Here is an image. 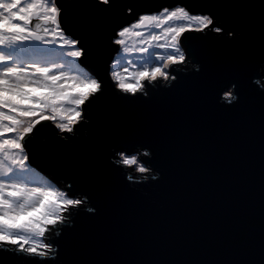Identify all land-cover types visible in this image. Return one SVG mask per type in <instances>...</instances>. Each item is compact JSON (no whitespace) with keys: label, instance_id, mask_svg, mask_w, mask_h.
<instances>
[{"label":"snow or ice","instance_id":"obj_1","mask_svg":"<svg viewBox=\"0 0 264 264\" xmlns=\"http://www.w3.org/2000/svg\"><path fill=\"white\" fill-rule=\"evenodd\" d=\"M226 28L238 38L225 42ZM209 29L217 36L191 35ZM188 61L200 65L191 86L215 107L231 114L258 101L264 114V0L156 10L140 0H0V264H80L73 246L104 215L111 173L151 177L149 188L168 182L160 140L118 134L111 118L189 87L177 71ZM44 129L51 142L37 144ZM40 158L70 183L38 185Z\"/></svg>","mask_w":264,"mask_h":264},{"label":"water","instance_id":"obj_2","mask_svg":"<svg viewBox=\"0 0 264 264\" xmlns=\"http://www.w3.org/2000/svg\"><path fill=\"white\" fill-rule=\"evenodd\" d=\"M140 2L156 10L198 0ZM251 23L249 39L258 51L259 15ZM204 34L217 36L191 33ZM223 36L227 42L239 33L226 28ZM198 69L191 61L180 69L189 87L156 108L111 118L118 134L160 140L169 180L149 188L151 177L111 173L104 215L73 246L71 258L80 264H264V114L258 101L231 114L215 107L204 89L191 86ZM51 139L48 129L35 137L40 145ZM34 162L61 188L70 183L54 160Z\"/></svg>","mask_w":264,"mask_h":264},{"label":"rangeland","instance_id":"obj_3","mask_svg":"<svg viewBox=\"0 0 264 264\" xmlns=\"http://www.w3.org/2000/svg\"><path fill=\"white\" fill-rule=\"evenodd\" d=\"M207 32H212L210 29L209 30H206V33ZM214 33V32H212ZM216 34V33H215ZM133 46H135L136 44H138L139 42L138 41H135L133 40L132 42H130ZM161 54H164V51L163 50H159ZM129 59H133L135 60L136 59V56L135 54H131L129 55ZM189 62V61H188ZM188 62L184 63L183 65H180L177 67V70L179 71L180 69H182ZM121 63H126L125 60L121 59ZM131 70V68L129 69ZM72 74H75V72L73 71ZM141 175V174H139ZM32 177L33 179H35V181L37 182L38 185H49L51 184L52 186H59V185H56L54 182H52L48 177H47V171L44 170L43 168H41L40 166H37L35 162H33V173H32ZM60 187V186H59ZM47 239H49V235L46 237Z\"/></svg>","mask_w":264,"mask_h":264},{"label":"bare ground","instance_id":"obj_4","mask_svg":"<svg viewBox=\"0 0 264 264\" xmlns=\"http://www.w3.org/2000/svg\"><path fill=\"white\" fill-rule=\"evenodd\" d=\"M138 44H136L135 46H137ZM36 161V160H35Z\"/></svg>","mask_w":264,"mask_h":264},{"label":"clouds","instance_id":"obj_5","mask_svg":"<svg viewBox=\"0 0 264 264\" xmlns=\"http://www.w3.org/2000/svg\"><path fill=\"white\" fill-rule=\"evenodd\" d=\"M48 177V176H47ZM49 178V177H48ZM57 185V184H56Z\"/></svg>","mask_w":264,"mask_h":264}]
</instances>
